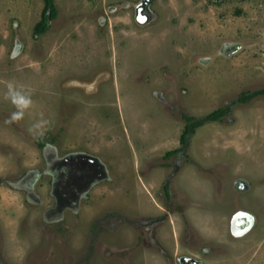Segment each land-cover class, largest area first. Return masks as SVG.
<instances>
[{
    "label": "rangeland",
    "instance_id": "obj_1",
    "mask_svg": "<svg viewBox=\"0 0 264 264\" xmlns=\"http://www.w3.org/2000/svg\"><path fill=\"white\" fill-rule=\"evenodd\" d=\"M55 4L0 0V264H264V95L166 156L264 88V0Z\"/></svg>",
    "mask_w": 264,
    "mask_h": 264
},
{
    "label": "trees",
    "instance_id": "obj_2",
    "mask_svg": "<svg viewBox=\"0 0 264 264\" xmlns=\"http://www.w3.org/2000/svg\"><path fill=\"white\" fill-rule=\"evenodd\" d=\"M43 3L44 5L41 11L40 19L34 25V36L47 32L50 29V22L54 20L58 15V9L56 7L55 0H43ZM262 95H264V88L243 91L229 104L219 107L199 118L181 113L182 118L185 120V126L180 136V142L182 143V146L168 151L166 153V156L173 155L185 149L188 145L189 139L195 133L197 128L209 122L223 120L227 115L230 114L234 105L248 104L257 96ZM37 144L39 145V147H43L45 145L42 140L38 141Z\"/></svg>",
    "mask_w": 264,
    "mask_h": 264
},
{
    "label": "water",
    "instance_id": "obj_3",
    "mask_svg": "<svg viewBox=\"0 0 264 264\" xmlns=\"http://www.w3.org/2000/svg\"><path fill=\"white\" fill-rule=\"evenodd\" d=\"M252 225V219L247 213H239L233 217L232 227L238 234H243L248 231Z\"/></svg>",
    "mask_w": 264,
    "mask_h": 264
},
{
    "label": "clouds",
    "instance_id": "obj_4",
    "mask_svg": "<svg viewBox=\"0 0 264 264\" xmlns=\"http://www.w3.org/2000/svg\"><path fill=\"white\" fill-rule=\"evenodd\" d=\"M9 95L13 101V103H17L18 100L22 101V103L18 104V108L24 109L27 108L31 104V100L24 97L21 92L17 91L16 87L13 84L8 85ZM22 115V112L18 111L13 113V119H18Z\"/></svg>",
    "mask_w": 264,
    "mask_h": 264
}]
</instances>
